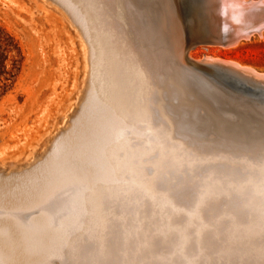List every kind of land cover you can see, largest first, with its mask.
Returning <instances> with one entry per match:
<instances>
[{"label":"rangeland","instance_id":"1","mask_svg":"<svg viewBox=\"0 0 264 264\" xmlns=\"http://www.w3.org/2000/svg\"><path fill=\"white\" fill-rule=\"evenodd\" d=\"M173 2L162 0L160 6L172 13L176 8L179 18ZM212 4L208 0L209 8ZM152 9L146 0H0V175L8 177L13 169L21 175L44 164L0 194V214L6 210L23 225L19 230L14 220L1 225L3 240L11 244L0 247V264H264V104L218 93L188 73L184 50L168 26L175 16L168 12L166 24L159 26ZM110 35L124 38L127 57L108 48ZM193 55L233 60L262 74L264 36L256 34L231 49L198 46ZM142 74L156 91L150 101H145ZM180 80L193 84V91L182 94ZM198 100L204 104L194 116L190 106ZM201 143L224 153L230 163L204 160Z\"/></svg>","mask_w":264,"mask_h":264},{"label":"bare ground","instance_id":"2","mask_svg":"<svg viewBox=\"0 0 264 264\" xmlns=\"http://www.w3.org/2000/svg\"><path fill=\"white\" fill-rule=\"evenodd\" d=\"M62 1V0H61ZM164 1H166V0H164ZM169 1V0H168ZM172 0H170V2H171ZM175 2H173L174 4H175V7H176V5H177V7H178V12H179V18H180V20H179V18H178V14H177V11L173 8V13L171 12V11H165L164 9H162L161 8V4H162V0H153V1H151V0H149V1H147L146 0V2L147 3H149L150 5H153L154 6V9H152L153 10V12H154V16H155V14H157L158 16H161V17H163V19H164V21H167L166 20V18L167 17H169L168 16V12H169V15H170V12H171V14H173L175 17H174V19L172 20V18H171V20H172V23L170 24V23H167V24H170V25H168L169 27L171 26V28H170V32L171 33H173L174 32V35H175V37H174V35H172L173 36V40H175L176 42H178V44L179 45H181L182 46V49L184 50V57H183V66H184V69L188 72V73H190L191 75H193L195 78H198L199 80H202L203 82H205V83H207L210 87H211V90L212 89H214L216 92H218V93H220L221 91L223 92V93H225V94H230V95H232V96H234V94H235V96L234 97H239L241 100H243V101H246V102H248V103H250V104H252V105H255V103H261V102H258V101H256V100H253V99H250V98H248V97H244L243 95H239V94H237V93H234V92H232V91H230L229 89H227L225 86H222L221 84H219L220 82L219 81H217L215 78H213V76H207L206 74H204V72H201L200 70H198L197 68H195L193 65H191L189 62H188V58L190 59V60H192L193 62H199V63H202V64H205V65H207V66H228L229 68H232V70H234V71H237V72H239L240 74H242V75H244V76H246V77H249V78H253L254 80H256V81H258V82H263L264 83V73H262V74H259V73H257L256 72V70L255 69H253V68H251V67H247V66H245V65H242L241 63H239V62H236V61H233V60H225V59H221V58H211V57H207V55H206V57L204 58V59H198V58H196L194 55H193V52L195 51V48H197V47H195L194 48V51H193V48H192V50H188L187 49V44H188V42H189V40H190V35H191V28H189V26H188V24L186 25V22H185V18L183 17V14H182V12H184V1L185 0H174ZM210 1H213V4H212V6H210L211 8H209V6H208V0H207V2L205 3L207 6H206V10H207V13L209 14V17L211 18V20H212V23H211V30H212V36H213V41H211V42H209L208 44H206V45H200V47L201 46H203V47H209V46H215V47H221V48H224V49H231V48H235V47H237L240 43H241V41L240 40H238L235 44H233V45H225V44H223L222 43V41H221V39H222V37L224 38V36H226V35H233V36H235V38H239V39H242L241 37H247V38H244V40H249L250 38H252V37H254L256 34H258L259 36H261V38H262V36H264V3H262V1L261 2H254L253 0H210ZM56 2V1H55ZM215 2V3H214ZM132 3V2H131ZM56 4V3H55ZM122 4V3H121ZM137 5H140V3L139 4H137ZM155 5H157V6H159L158 7V9L156 8V6ZM173 4L171 3V6H172ZM66 6V5H65ZM109 6V5H108ZM113 7H114V5H113ZM112 7V8H113ZM140 7V6H139ZM167 7V6H166ZM65 8V7H64ZM123 8V7H122ZM138 8V7H137ZM137 8H135L134 7V9H137ZM109 9H110V7H109ZM108 9V10H109ZM150 9V8H149ZM167 9V8H166ZM128 10V9H127ZM140 10V9H139ZM151 10V11H152ZM150 11V10H149ZM102 12V11H101ZM137 12H138V10H137ZM123 13V12H122ZM121 13V14H122ZM141 13H143L142 11H141ZM140 13V14H141ZM147 13V12H146ZM146 13H145V15H146ZM151 13V12H150ZM118 14V13H117ZM134 14V13H133ZM67 15H69V14H67ZM76 15V14H75ZM104 15V14H103ZM145 15H143V16H145ZM156 15V16H157ZM158 16L156 17L157 19H158ZM69 17V16H68ZM118 18L120 17V15L119 16H117ZM149 17V16H148ZM74 18V17H73ZM114 18H116V17H114ZM117 18V20H119ZM123 18V17H122ZM133 18V17H132ZM108 19V18H107ZM112 19V18H111ZM76 20V19H75ZM113 20V19H112ZM130 20V19H129ZM148 20H149V18H148ZM132 21H134V20H132ZM145 21V20H144ZM181 21V22H180ZM96 22V21H95ZM125 22H127V21H125ZM169 22V21H168ZM75 23V22H74ZM181 23V24H180ZM152 24V23H151ZM164 24V23H163ZM166 24V23H165ZM117 25V24H116ZM181 25H182V27H183V31H182V27H181ZM107 26V25H106ZM75 27V26H74ZM104 28V27H103ZM107 28V27H106ZM179 28L181 29V30H179ZM109 29V28H108ZM115 29V28H114ZM174 29V31H172ZM224 29V30H223ZM84 30V29H83ZM115 30H117V29H115ZM153 30H154V28H153ZM80 31V30H79ZM179 31H182V33H180ZM107 32V31H106ZM114 32H116V31H114ZM113 32V33H114ZM146 32V31H145ZM80 33V32H79ZM108 33V32H107ZM117 33H119V32H117ZM110 33H108V35H109ZM115 34V33H114ZM130 34V33H129ZM87 35V34H86ZM106 35V34H105ZM184 36V37H183ZM90 37H91V48H94V46H95V42H94V40H93V38H92V35H90ZM170 37V36H169ZM88 38V37H87ZM98 38H100V37H98ZM136 38V37H135ZM135 38H133V39H135ZM164 38V37H163ZM181 38H183L182 39V43H181ZM88 39H90V38H88ZM124 39V38H123ZM123 39H121V38H119V37H116V36H112V35H110L109 37H108V43L107 42H105L104 41V43H107V45H110L108 48L109 49H111L112 51H117L120 55H123V57L126 55V57H127V50H126V44H125V42H124V40ZM186 39V42H184V40ZM171 40V39H170ZM89 41V40H88ZM243 41V40H242ZM142 42V41H141ZM152 42H153V40H152ZM171 42V41H170ZM175 42V43H176ZM155 43V42H154ZM155 44H157V43H155ZM155 44H154V46H155ZM172 44V43H171ZM142 46V45H141ZM130 47H132V46H130ZM156 47V46H155ZM172 47V46H171ZM99 48V47H98ZM157 48V47H156ZM159 48H161V47H159ZM158 49V48H157ZM162 49V48H161ZM171 49H173V48H171ZM90 50V49H89ZM160 50V49H159ZM168 50V49H167ZM196 50H198V49H196ZM97 51V50H96ZM99 51V50H98ZM106 52H109L108 50L106 51ZM168 52V51H167ZM161 53V52H160ZM171 53V52H170ZM112 54H114L113 52H112ZM110 55V54H109ZM163 55V54H162ZM171 55V54H170ZM169 55V56H170ZM112 56H115V55H112ZM155 56V55H154ZM153 56V57H154ZM172 56V55H171ZM181 56V55H180ZM145 58V57H144ZM170 58V57H169ZM113 59V58H112ZM111 59V60H112ZM124 59V58H123ZM150 59V58H149ZM90 60V59H89ZM110 60V59H109ZM115 59H113V62H115L114 61ZM122 60V59H121ZM132 60V59H131ZM135 60H136V58H135ZM148 60V59H147ZM180 60V59H179ZM120 61V60H119ZM133 62H136V61H134V60H132ZM174 61V60H173ZM181 61V60H180ZM92 62H93V64L95 65V68L97 67V65H98V62H96V60H92ZM118 62V61H117ZM118 63H120V62H118ZM117 63V64H118ZM142 63V62H141ZM174 63H176V62H174ZM137 64V63H136ZM133 65H135L134 63H133ZM161 65V64H160ZM124 66V65H123ZM128 65H126V67H127ZM112 67V66H111ZM122 67V66H121ZM135 67V66H134ZM137 67V66H136ZM162 67V66H161ZM171 67V66H170ZM169 67V68H170ZM175 67V66H174ZM91 68V67H90ZM105 68V67H104ZM118 68V67H117ZM162 68H165L164 66L162 67ZM162 68H160V69H162ZM168 68V67H167ZM128 69V68H127ZM156 69V68H155ZM158 69V68H157ZM180 69V68H179ZM183 69V68H182ZM96 70H97V68H96ZM106 70V69H105ZM111 70H113V67H112V69ZM110 70V71H111ZM134 70V69H133ZM159 70V69H158ZM157 70V71H158ZM165 70H167V69H165ZM116 71V70H115ZM117 71H119L120 72V70H117ZM156 71V72H157ZM136 72V71H135ZM134 72V73H135ZM144 72V71H143ZM165 72V71H164ZM167 72V71H166ZM133 73V74H134ZM138 73V72H137ZM184 73V72H183ZM112 74V73H111ZM113 74H115V73H113ZM130 74V73H129ZM189 74V75H190ZM117 75V74H116ZM113 76H115V75H113ZM123 76V75H122ZM124 76H125V74H124ZM168 76H170V75H168ZM119 77V76H118ZM127 77V76H126ZM126 77H125V80H126ZM132 77V76H131ZM116 78V77H115ZM128 78H129V75H128ZM139 76H138V80H139ZM142 78H143V85L145 86V90L146 91H148V97L146 98V100L145 101H150L151 99H153V96H154V92H156V91H154L155 89H153V87L152 86H150L149 84H147V82H146V79H144L145 78V76L142 74ZM147 78V77H146ZM169 78V77H168ZM209 78L210 79H212L213 81H211V80H209ZM92 79V78H91ZM124 79V78H123ZM174 79V78H173ZM172 79V80H173ZM120 80V79H119ZM119 80L117 81V80H113V81H117V82H119ZM121 80H122V78H121ZM134 80V79H133ZM168 80V79H167ZM253 80V81H254ZM110 81V80H109ZM137 81V80H136ZM176 81V80H175ZM126 82V81H125ZM139 82V83H140ZM197 82V81H196ZM90 83V82H89ZM133 83H134V81H133ZM156 83V82H155ZM202 83V82H201ZM215 83V84H214ZM128 84V83H127ZM117 85V84H116ZM126 85V84H125ZM139 85V84H138ZM137 85V86H138ZM143 85H142V87H143ZM177 85H178V88H179V91L182 93V94H189V93H191L192 91H193V84H191V83H189L188 81H184V80H180V81H178V83H177ZM90 86H91V88H92V85L90 84ZM119 86V85H118ZM122 86H123V84H122ZM201 86V85H200ZM207 86V85H206ZM114 87V86H113ZM132 87V86H131ZM131 87H129L130 89H131ZM208 87V86H207ZM116 88H117V86H116ZM123 88V87H122ZM127 88V86L125 87V89ZM138 88V87H137ZM140 88H141V84H140ZM174 88V87H173ZM203 88V87H202ZM206 88V87H205ZM124 89V88H123ZM128 89V88H127ZM135 89V88H134ZM143 88H141V90H142ZM194 89H196V87L194 86ZM131 90H133V89H131ZM178 90V89H177ZM197 90H201V89H198L197 88ZM124 91V90H123ZM208 91V90H207ZM117 93L119 92V91H116ZM121 92H122V89H121ZM126 92V91H125ZM158 92V91H157ZM213 92V91H212ZM106 93V92H105ZM127 93H129V92H127ZM131 93H132V91H131ZM135 93H137V92H135ZM134 93V94H135ZM210 93V92H209ZM214 94H215V92H213ZM126 94V93H125ZM124 94V95H125ZM139 94V93H138ZM142 94V93H141ZM181 94V95H182ZM85 95H86V92H85ZM117 95V94H116ZM123 95V96H124ZM133 95V94H132ZM132 95H130V96H132ZM160 95V94H159ZM191 95V94H190ZM98 96V95H97ZM129 96V95H128ZM145 96V94L142 96V97H144ZM170 96H172V95H170ZM170 96H169V98H170ZM178 96V95H177ZM207 96V95H206ZM209 96H211V94H209ZM120 97V96H119ZM173 97V96H172ZM185 97V96H184ZM83 97H80V100L82 99ZM107 98V97H106ZM117 98H118V96H117ZM121 98V97H120ZM126 98H127V96H126ZM134 98V97H133ZM163 98V97H162ZM178 98V97H177ZM84 99V98H83ZM116 99V98H115ZM122 99V98H121ZM129 99V98H128ZM135 99H136V96H135ZM167 99V98H166ZM216 99V98H215ZM124 100V99H123ZM168 100V99H167ZM217 100V99H216ZM215 100V101H216ZM97 101V100H96ZM135 101V100H134ZM144 101V102H145ZM211 101H213V100H211ZM218 101V100H217ZM83 102V101H82ZM117 102H120V101H117ZM122 102V101H121ZM137 102V101H136ZM175 102H177V101H175ZM123 103V102H122ZM152 103V102H151ZM185 103V102H184ZM236 103H237V101H236ZM118 104V103H117ZM149 104V103H148ZM202 104H204L201 100H198L195 104H191V106H190V111H191V113L192 114H194V116L196 115L195 113V111H196V109L199 107V106H201ZM230 104V103H229ZM261 104H264V103H261ZM145 105V104H144ZM215 105V104H214ZM80 106V105H79ZM122 106V105H121ZM154 106V105H153ZM185 106V105H184ZM218 106V105H217ZM231 106V105H230ZM244 106V105H243ZM119 107H120V105H119ZM160 107H162V105L160 106ZM164 107V106H163ZM211 107V106H210ZM222 107V106H221ZM239 107H240V105H239ZM241 108V107H240ZM257 108V107H256ZM141 109V108H140ZM145 109H146V107H145ZM220 109V108H219ZM242 109V108H241ZM141 110H143V109H141ZM148 110V109H147ZM201 110V109H200ZM76 111V110H75ZM156 111V110H155ZM168 111V110H167ZM185 111V110H184ZM222 111V110H221ZM220 111V112H221ZM74 112V111H73ZM139 112H141V111H139ZM164 112V111H163ZM216 112V111H215ZM98 113V112H97ZM125 113V112H124ZM148 113V112H147ZM178 113V112H177ZM190 113V112H189ZM211 113H212V111H211ZM221 113H223V112H221ZM241 113V112H240ZM77 114V113H76ZM107 114V113H106ZM141 114V113H140ZM173 115V114H172ZM220 115V114H219ZM143 116V115H142ZM192 116V115H191ZM204 116V115H203ZM221 116V115H220ZM135 117V116H134ZM147 117V116H146ZM193 117V116H192ZM222 117V116H221ZM249 117V116H248ZM75 118V117H74ZM113 118V117H112ZM190 118V117H189ZM197 118V117H196ZM145 119V118H144ZM171 119V118H170ZM150 120V119H149ZM159 120V119H158ZM205 120H207V119H205ZM113 121V120H112ZM139 121V120H138ZM141 121V120H140ZM144 121V120H143ZM190 121V120H189ZM196 121H198L197 119H196ZM244 121V120H243ZM248 121V120H247ZM145 122V121H144ZM167 122V121H166ZM194 122V121H193ZM245 122V121H244ZM151 123V122H150ZM169 123V122H168ZM175 123V122H174ZM177 123V122H176ZM228 123V122H227ZM249 123V122H248ZM248 123H246V124H248ZM66 124H68V122L66 123ZM90 124V123H89ZM145 124V123H144ZM146 124H148V123H146ZM178 124V123H177ZM180 124V123H179ZM196 124V123H195ZM203 124V123H202ZM212 124V123H211ZM223 124V123H222ZM70 125V124H69ZM83 125V124H82ZM140 125V124H139ZM198 125V124H197ZM197 125H195L194 127L196 128V126ZM149 126V125H148ZM170 126H171V124H170ZM169 126V127H170ZM199 126V125H198ZM205 126V125H204ZM221 126V125H220ZM242 126V125H241ZM264 126V125H263ZM262 126V127H263ZM71 127V126H70ZM141 127V126H140ZM150 127V126H149ZM159 127V126H158ZM155 128V127H154ZM204 128V127H203ZM206 128H207V126H206ZM251 128V127H250ZM142 129V128H141ZM156 129V128H155ZM170 129H172L171 127H170ZM231 129V128H230ZM138 130V129H137ZM236 130V129H235ZM190 131V130H189ZM202 131V130H201ZM206 131V130H205ZM241 131V130H240ZM244 131H245V129H244ZM161 132V131H160ZM166 132V131H165ZM198 132V131H197ZM196 132V133H197ZM207 132V131H206ZM224 132V131H223ZM66 133V132H65ZM71 133V132H70ZM147 133H148V131H147ZM156 133V132H155ZM182 133V132H181ZM195 133V134H196ZM68 134V133H67ZM136 134V133H135ZM203 134V133H202ZM213 134V133H212ZM228 134V133H227ZM240 134V133H239ZM244 134V133H243ZM117 135V134H116ZM143 135V134H142ZM165 135V134H164ZM214 135V134H213ZM233 135V134H232ZM245 135V134H244ZM72 136V135H71ZM143 137V136H142ZM141 137V138H142ZM163 137V136H162ZM179 137V136H178ZM199 137V136H198ZM206 137V136H205ZM247 137V136H246ZM70 138V137H69ZM74 138V137H73ZM130 138V137H129ZM153 138H156V137H153ZM239 138V136L237 135V139ZM250 138V137H249ZM136 139H138V138H136ZM151 139V138H150ZM166 139V138H165ZM71 140V139H70ZM96 140V139H95ZM99 140V139H98ZM145 140V139H144ZM157 140V139H156ZM174 140H175V138H174ZM208 140V139H207ZM239 140V139H238ZM248 140V139H247ZM100 141V140H99ZM246 141V140H245ZM101 142V141H100ZM169 142V141H168ZM204 142V141H203ZM208 142H209V140H208ZM249 142V141H248ZM70 143H71V141H70ZM112 143V142H111ZM154 143V142H153ZM159 143V142H158ZM167 142H165V144H166ZM207 143V142H206ZM93 144V143H92ZM164 144V145H165ZM182 144V143H181ZM260 144V143H259ZM136 145V144H135ZM141 145H143V144H141ZM172 145V144H171ZM194 145V144H193ZM95 146V145H94ZM169 146V145H168ZM225 146V145H224ZM223 146V147H224ZM249 146V145H248ZM200 147H201V149L205 152V154L203 155V157H204V160H206L205 159V157H208V156H210V159H212V160H214V161H218V162H222V161H224V162H229L231 159L229 158V157H227L226 155H224V153H222V154H219L220 152H214V151H216L215 150V148L213 147V146H211V145H205V144H200ZM227 147V146H226ZM225 147V148H226ZM57 148V147H56ZM73 148V147H72ZM75 148V147H74ZM140 148V147H139ZM146 148V147H145ZM156 148H157V146H156ZM175 148V147H174ZM173 148V149H174ZM196 148H197V146H196ZM228 148V147H227ZM245 148H246V145H245ZM53 149V148H52ZM105 149V148H104ZM149 149H151V148H149ZM153 149H155V147L153 148ZM152 149V150H153ZM162 149V148H161ZM165 148H163V150H164ZM249 149V148H248ZM47 150V149H46ZM71 150V149H70ZM69 150V151H70ZM74 150V149H73ZM126 150V149H125ZM160 150V149H159ZM253 150V149H252ZM118 151V150H117ZM141 151H142V149H141ZM162 151V150H161ZM167 151V150H166ZM171 151H172V149H171ZM179 151V150H178ZM199 151H200V149H199ZM202 151V152H203ZM219 151V150H218ZM78 152V151H77ZM144 152H145V150H144ZM150 152V151H149ZM148 152V153H149ZM164 152V151H163ZM211 152H212V154H211ZM72 153V152H71ZM71 153H69V154H71ZM135 153V152H134ZM157 153V152H156ZM200 153H201V151H200ZM129 154H130V152H129ZM132 154V153H131ZM140 154V153H139ZM143 154V153H142ZM145 154V153H144ZM147 154V153H146ZM151 154H153V153H151ZM179 154V153H178ZM191 154H192V152H191ZM44 155V154H43ZM47 155V154H46ZM198 155V154H197ZM145 156V155H144ZM160 156V155H159ZM162 156V155H161ZM185 156V155H184ZM196 156V155H195ZM69 157V156H68ZM135 157V156H134ZM133 157V158H134ZM140 157H141V155H140ZM166 157H167V155H166ZM165 157V158H166ZM187 157V156H186ZM189 157H191L190 155H189ZM197 157V156H196ZM243 157V156H242ZM248 157V156H247ZM264 157V156H263ZM71 157H69V159H70ZM74 158V157H73ZM132 158V157H131ZM137 158V157H136ZM135 158V159H136ZM139 158V157H138ZM163 158H164V156H163ZM178 158V157H177ZM246 158V157H245ZM249 158V157H248ZM251 158H253V157H251L250 156V158H249V160L251 159ZM76 159V158H75ZM74 159V160H75ZM152 159V158H151ZM244 159V158H243ZM52 160V159H51ZM71 160H72V158H71ZM73 160V161H74ZM156 160V159H155ZM154 160V161H155ZM173 160V159H172ZM175 160V159H174ZM177 160V159H176ZM181 160V159H180ZM196 160V159H195ZM248 160V159H247ZM58 161V160H57ZM66 161V160H65ZM72 161V162H73ZM129 161V160H128ZM143 161V160H142ZM152 161V160H151ZM67 162V161H66ZM132 162V161H131ZM134 162V161H133ZM140 162V161H139ZM139 162H138V165L139 166H141L140 164H139ZM158 162H159V160H158ZM162 162V161H161ZM235 162V161H234ZM243 162V161H242ZM251 162V161H250ZM254 162V161H253ZM33 163V162H32ZM47 163V162H46ZM45 163V164H46ZM74 163V162H73ZM123 163V162H122ZM121 163V164H122ZM135 163V162H134ZM145 163V162H144ZM185 163V162H184ZM230 163V162H229ZM55 164V163H54ZM131 164V163H130ZM147 164H148V162H147ZM150 164V163H149ZM157 164V163H156ZM162 164H163V162H162ZM177 164H179V163H177ZM182 164H183V162H182ZM247 164V163H246ZM43 165L44 164H40V165H38L36 168H33L31 171H29V172H25L24 174H21V175H19V174H15L16 173V169H13L12 171H11V173H9V175H8V177H6L5 175L4 176H1L0 175V194H1V192H7V191H10L11 189V187L13 186V184H15V183H19V181H21L22 179H24V178H26V177H28V176H32L37 170H39V169H41L42 167H43ZM199 165V164H198ZM203 165V164H202ZM205 165V164H204ZM241 165V164H240ZM249 165V164H248ZM256 165V164H255ZM49 166V165H48ZM50 166H52V164H50ZM124 166H126V165H124ZM133 166H134V164H133ZM143 166H146V165H143ZM152 166V165H151ZM154 166V165H153ZM186 166V165H185ZM196 166V165H195ZM69 167V166H68ZM156 167V166H155ZM158 167V166H157ZM160 167V166H159ZM202 167V166H201ZM201 167H199V168H201ZM50 168V167H49ZM87 168V167H86ZM85 168V169H86ZM122 168V167H121ZM165 168V167H164ZM177 168V167H176ZM186 168H188L187 166H186ZM245 168V167H244ZM29 169V168H28ZM28 169H26V170H28ZM132 169V168H131ZM134 169V168H133ZM152 169V168H151ZM183 169V168H182ZM252 169V168H251ZM139 170V169H138ZM143 170V169H142ZM161 170V169H160ZM164 170V169H163ZM166 170H168V169H166ZM162 171V170H161ZM180 171V170H179ZM108 172V171H107ZM114 172V171H113ZM123 172V171H122ZM172 172V171H171ZM196 173L195 174H197V171H195ZM213 172V171H212ZM13 173H14V175H13ZM18 173V172H17ZM64 173V172H63ZM222 173V172H221ZM233 173V172H232ZM116 174V173H115ZM118 174V173H117ZM125 173H123V175H124ZM132 174H135V173H132ZM177 174V173H176ZM226 174V173H225ZM121 175V174H120ZM137 175H138V173H137ZM139 175H141V174H139ZM161 175V174H160ZM254 175V174H253ZM42 176V175H41ZM66 176H67V174H66ZM72 176V175H71ZM108 176V175H107ZM111 176V175H110ZM117 176V175H116ZM148 176V175H147ZM199 176V175H198ZM207 176V175H206ZM212 176V175H211ZM218 176V175H217ZM84 177H86V176H84ZM131 177V176H130ZM138 178H139V176H137ZM152 177V176H151ZM155 177V176H154ZM40 178V177H39ZM38 178V179H39ZM76 178V177H75ZM91 178V177H90ZM93 178V177H92ZM112 178V177H111ZM124 178V177H123ZM126 178H128V177H126ZM141 178V177H140ZM139 178V179H140ZM149 178V177H148ZM215 178V177H214ZM251 178V177H250ZM130 179V178H129ZM132 179H133V177H132ZM228 179V178H227ZM122 180H124V179H122ZM212 180V179H211ZM220 180V179H219ZM240 180V179H239ZM87 181V180H86ZM108 181V180H107ZM139 181V180H138ZM142 181V179L140 180V182ZM51 182V181H50ZM60 182H61V180H60ZM70 182V181H69ZM68 182V183H69ZM79 182V181H78ZM137 182V181H136ZM140 182H138V183H140ZM143 182V181H142ZM213 182V181H212ZM220 182V181H219ZM240 182V181H239ZM61 183H63V182H61ZM108 183V182H107ZM117 183V182H116ZM125 183V182H124ZM123 183V184H124ZM203 183V182H202ZM209 183V182H208ZM248 183V182H247ZM259 183V182H258ZM66 184V183H65ZM74 184V183H73ZM76 184V183H75ZM100 184V183H99ZM109 184H112V183H109ZM135 184V183H134ZM147 184H149V183H147ZM210 184H211V182H210ZM232 184V183H231ZM50 185V184H49ZM62 185V184H61ZM69 185V184H68ZM113 185V184H112ZM125 185V184H124ZM123 185V186H124ZM205 185V184H204ZM239 185V184H238ZM252 185V184H251ZM53 186V185H52ZM100 186V185H99ZM108 186V185H107ZM139 186H140V184H139ZM141 186H143V184L141 185ZM149 186V185H148ZM152 186V184L150 185V187ZM60 187V186H59ZM81 187H82V185H81ZM97 187V186H96ZM112 187V186H111ZM113 187H114V185H113ZM129 187V186H128ZM131 187V186H130ZM134 187V186H133ZM145 187H147V186H144V187H141V188H145ZM204 187V186H203ZM212 187V186H211ZM210 187V188H211ZM228 187V186H227ZM235 187V186H234ZM32 188V187H31ZM137 188V187H136ZM148 188V187H147ZM213 188V187H212ZM219 188V187H218ZM238 188V187H237ZM69 189V188H68ZM78 189V188H77ZM103 189V188H102ZM109 189V188H108ZM140 189V188H139ZM214 189V188H213ZM239 189V188H238ZM141 190H143L144 191V189H141ZM149 190H151V189H149ZM155 189H153V191H154ZM201 190V189H200ZM208 190V189H207ZM206 190V191H207ZM224 190V189H223ZM49 191V190H48ZM62 191V190H61ZM68 191V190H67ZM72 191V190H71ZM99 191V190H98ZM104 191V190H103ZM113 191V190H112ZM129 191V190H128ZM153 191H151V192H148V193H151L152 194V192ZM156 191V190H155ZM225 191H226V189H225ZM51 192V191H50ZM116 192V191H115ZM122 192V191H121ZM123 192H124V190H123ZM123 192H122V194H123ZM136 192V191H135ZM140 192V191H139ZM145 192V191H144ZM157 192V191H156ZM209 192V191H208ZM213 192V191H212ZM32 193V192H31ZM119 194H121L120 192H118ZM131 193V192H130ZM134 193V192H133ZM11 194V193H10ZM10 194H9V196H10ZM24 194V193H23ZM27 194H28V191H27ZM50 194V193H49ZM81 194V193H80ZM100 194H103L102 192L100 193ZM83 195H85V194H83ZM126 195V194H125ZM124 195V196H125ZM144 195V194H143ZM146 195V194H145ZM231 195V194H230ZM260 195V194H259ZM1 196V195H0ZM6 196H8V195H6ZM70 196H71V194H70ZM128 196V195H127ZM134 196H135V194H134ZM153 196H155V195H153ZM203 197H204V195H202ZM207 196V195H206ZM238 196V195H237ZM248 196V195H247ZM21 197V196H20ZM47 197H48V195H47ZM85 197V196H84ZM88 197H89V195H88ZM111 197V196H110ZM118 197V196H117ZM147 197V196H146ZM156 197V196H155ZM154 197V198H155ZM208 198H209V196H207ZM212 197H213V195H212ZM218 197V196H217ZM95 198V197H94ZM111 198H113V197H111ZM141 199H142V197H140ZM153 198V197H152ZM205 198V197H204ZM214 198V197H213ZM30 199V198H29ZM38 199V198H37ZM124 199V198H123ZM128 199V198H127ZM133 199V198H132ZM145 199V198H144ZM156 199V198H155ZM155 199H153V200H155ZM159 199V198H158ZM6 200L7 201H9V199H7L6 198ZM95 200V199H94ZM198 200V199H197ZM208 200H211V198L210 199H208ZM2 201V200H1ZM37 201V200H36ZM100 201H102V200H100ZM123 201V200H122ZM125 201H126V199H125ZM150 201V200H149ZM6 202V201H5ZM5 202H3V204L5 203ZM129 202V201H128ZM140 202V201H139ZM142 202V201H141ZM200 202V201H199ZM10 203V202H9ZM8 203V204H9ZM31 203H33V202H31ZM70 203V202H69ZM94 203V202H93ZM97 203V202H96ZM151 203V202H150ZM153 203V202H152ZM157 203V202H156ZM35 204V203H34ZM33 204V205H34ZM36 204H37V202H36ZM76 204V203H75ZM74 204V205H75ZM98 204V203H97ZM201 204V203H200ZM22 205V204H21ZM51 205V204H50ZM71 205V204H70ZM84 205V204H83ZM100 205V204H99ZM108 205V204H107ZM112 205V204H111ZM159 205V204H158ZM157 205V206H158ZM195 205L197 206V203H195ZM1 206V205H0ZM2 206H4V205H2ZM17 206V205H16ZM32 206V205H31ZM46 206V205H45ZM115 206V205H114ZM125 206V205H124ZM128 206V205H127ZM140 206V205H139ZM195 206V207H196ZM5 207H6V205H5ZM88 207V206H87ZM102 207V206H101ZM194 207V206H193ZM104 208V207H103ZM117 208V207H116ZM134 208H135V206H134ZM138 208V207H137ZM164 208H166V206L164 207ZM175 208V207H174ZM200 208V207H199ZM5 209V208H4ZM177 209V208H176ZM192 209H195V208H192ZM205 209V208H204ZM25 210V209H24ZM46 210V209H45ZM58 210H60V209H58ZM71 210V209H70ZM81 210H82V207H81ZM106 210H108V209H106ZM127 210H128V208H127ZM183 210V209H182ZM13 211V210H12ZM44 211V210H43ZM89 211V210H88ZM87 211V212H88ZM92 211H94L93 209H92ZM96 211V210H95ZM178 211V210H177ZM16 212H19V211H16ZM40 212V211H39ZM74 212V211H73ZM97 212V211H96ZM98 212H101V211H98ZM111 212V211H110ZM117 212V211H116ZM119 212V211H118ZM122 212V211H121ZM124 212V211H123ZM164 212V211H163ZM172 213V212H171ZM181 213V212H180ZM183 213H185V212H183ZM186 213H187V211H186ZM30 214V213H29ZM102 214V213H101ZM106 213H104L103 215H105ZM108 214H109V212H108ZM84 215V214H83ZM91 215V214H90ZM96 215V214H95ZM107 215V214H106ZM188 215V214H187ZM192 215V214H191ZM194 215V214H193ZM24 216V215H23ZM22 216V217H23ZM44 216V215H43ZM48 216H49V214H48ZM75 216V215H74ZM181 216V215H180ZM196 216V215H195ZM85 217V216H84ZM83 217V218H84ZM88 217V216H87ZM97 217V216H96ZM100 217V216H99ZM123 217V216H122ZM167 217V216H166ZM170 217V216H169ZM189 217V216H188ZM198 217V216H197ZM20 218V217H19ZM18 217H16V216H14L12 213H10V212H8V211H4V212H2L1 214H0V247H7V246H9L8 245V242L6 241V240H3V238L5 237V233H6V231H5V229L2 227L3 226V224L4 223H6V222H10L9 224H11L12 223V220H14L13 221V223H15V225L17 226V230H19L20 229V227L21 226H23L22 224H21V222L19 221L20 219H19ZM72 218V217H71ZM115 218V217H114ZM189 218H191V217H189ZM24 219H25V217H24ZM109 219V218H108ZM194 219H196V218H194ZM42 219L40 218V219H33V220H31V221H29L28 222V225L29 226H33L34 224H38L40 221H41ZM45 220V219H44ZM78 220V219H77ZM100 220V219H99ZM110 220V219H109ZM117 220V219H116ZM122 220V219H121ZM166 220V219H165ZM90 221V220H89ZM97 221V220H96ZM134 221V220H133ZM168 221V220H167ZM120 222V221H119ZM165 222V221H164ZM169 222V221H168ZM193 222V221H192ZM207 222V221H206ZM70 223V222H69ZM90 223H91V221H90ZM103 223V222H102ZM198 223V222H197ZM209 223V222H208ZM8 224V225H9ZM123 224V223H122ZM187 224H189V223H187ZM194 224H195V222H194ZM224 224V223H223ZM238 224V223H237ZM2 225V226H1ZM14 225V224H13ZM87 225V224H86ZM118 225V224H117ZM135 225V224H134ZM168 225H170V224H168ZM185 225V224H184ZM196 225V224H195ZM200 225V224H199ZM199 225H198V227H199ZM209 225H211L210 223H209ZM234 225V224H233ZM10 227L12 226V225H9ZM72 226V225H71ZM90 226V225H89ZM99 226H100V224H99ZM112 226V225H111ZM116 226V225H115ZM186 226V225H185ZM193 226V225H192ZM202 226H203V224H202ZM207 226V225H206ZM214 226V225H213ZM5 227V226H4ZM10 227H8V228H10ZM102 227H104V226H102ZM164 227V226H163ZM169 227V226H168ZM205 226H203V228H204ZM6 228V227H5ZM34 228H35V226H34ZM79 228H81V227H79ZM110 228V227H109ZM120 228V227H119ZM125 228V227H124ZM149 228V227H148ZM175 228V227H174ZM211 228V227H210ZM261 228V227H260ZM33 229V228H32ZM143 229V228H142ZM171 229V228H170ZM176 229V228H175ZM185 229V228H184ZM188 229V228H187ZM191 229H195V228H191ZM197 229V228H196ZM207 229H209V228H207ZM213 229V228H212ZM30 230V229H29ZM35 230V229H34ZM33 230V231H34ZM74 230H76L75 228H74ZM164 230V229H163ZM183 230V229H182ZM204 230V229H203ZM210 230V229H209ZM26 231V230H25ZM31 231V230H30ZM32 231V232H33ZM38 230H36V232H37ZM78 231V230H77ZM136 231V230H135ZM149 231V230H148ZM153 231H154V229H153ZM160 231V230H159ZM161 231H162V229H161ZM165 231V230H164ZM177 231H178V229H177ZM186 231V230H185ZM234 232H235V230H233ZM8 232V231H7ZM15 232V231H14ZM20 232V231H19ZM18 232V233H19ZM47 232V231H46ZM46 232H44V233H46ZM87 232H88V230H87ZM140 232V231H139ZM163 232V231H162ZM168 232V231H167ZM193 232H195V230L193 231ZM196 232H198L199 233V229H198V231H196ZM206 232V231H205ZM30 233V232H29ZM43 233V234H44ZM93 234H94V232H92ZM104 233V232H103ZM114 233H116V232H114ZM171 233V232H170ZM180 233V232H179ZM183 233H185V232H183ZM201 233V232H200ZM209 233V232H208ZM207 233V234H208ZM236 233V232H235ZM243 233V232H242ZM254 233V232H253ZM34 234V233H33ZM38 234V233H37ZM36 234V235H37ZM41 234V233H40ZM195 234V233H194ZM203 234H205V233H203ZM11 235V234H10ZM17 236H18V234H16ZM15 235V236H16ZM46 235V234H45ZM66 235V234H65ZM81 235V234H80ZM178 235V234H177ZM186 235V234H185ZM245 235H247V234H245ZM34 236V235H33ZM38 236V235H37ZM42 236V235H41ZM49 236V235H48ZM53 236V235H52ZM51 236V237H52ZM60 236H61V234H60ZM77 236V235H76ZM91 236V235H90ZM90 236H89V238H90ZM95 236V235H94ZM103 236V235H102ZM179 237L181 236V235H178ZM229 236V235H228ZM237 236V235H236ZM255 236V235H254ZM258 236V235H257ZM46 237V236H45ZM45 237H44V239H45ZM63 237V236H62ZM79 237H81V236H79ZM104 237V236H103ZM128 237V236H127ZM136 237V236H135ZM12 238H14V237H12ZM48 238V237H47ZM54 238V237H53ZM60 238V237H59ZM67 238V237H66ZM105 238V237H104ZM185 238H186V236H185ZM188 238V237H187ZM193 238V237H192ZM257 238V237H256ZM11 239V238H10ZM15 239H17L16 237H15ZM14 239V240H15ZM18 239H22L21 237L20 238H18ZM49 239V238H48ZM72 239V238H71ZM74 239V238H73ZM78 239V238H77ZM133 239V238H132ZM180 239V238H179ZM205 239V238H204ZM232 239V238H231ZM247 239V238H246ZM8 240H9V238H8ZM80 240V239H79ZM98 240V239H97ZM96 240V241H97ZM141 240H142V238H141ZM234 240V239H233ZM13 241V240H12ZM40 241V240H39ZM44 241V240H43ZM53 241V240H52ZM56 241H57V239H56ZM76 241V240H75ZM112 241V240H111ZM147 241V240H146ZM189 241V240H188ZM105 242V241H104ZM237 242H239V241H237ZM54 243V242H53ZM71 243V242H70ZM77 243V242H76ZM95 243V242H94ZM101 243H102V241H101ZM181 243H183V241L181 242ZM188 243V242H187ZM199 243V242H198ZM243 243H244V241H243ZM246 243V242H245ZM32 244V243H31ZM34 244V243H33ZM84 244V243H83ZM115 244V243H114ZM147 244V243H146ZM21 245V244H20ZM25 245V244H24ZM69 245V244H68ZM76 245V244H75ZM93 245V244H92ZM143 245H145V244H143ZM55 246V245H54ZM61 246V245H60ZM85 246V245H84ZM118 246V245H117ZM116 246V247H117ZM147 246V245H146ZM263 246V245H262ZM17 247V246H16ZM52 247V246H51ZM76 247V246H75ZM104 247V246H103ZM39 248V247H38ZM68 248V247H67ZM66 248V249H67ZM113 248V247H112ZM111 248V249H112ZM134 248V247H133ZM144 248V247H143ZM198 248V247H197ZM69 249V248H68ZM200 249V248H199ZM2 250H4V249H2ZM8 250V249H7ZM27 250V249H26ZM30 250V249H29ZM115 250V249H114ZM140 250H141V248H140ZM10 251V250H9ZM55 251H56V249H55ZM71 251V250H70ZM81 251H83V250H81ZM124 251V250H123ZM184 251V250H183ZM226 251V250H225ZM74 252V251H73ZM99 252H102V251H99ZM210 252V251H209ZM2 253V252H1ZM5 253V252H4ZM27 253V252H26ZM25 253V254H26ZM77 253V252H76ZM128 253V252H127ZM49 254V253H48ZM63 254V253H62ZM82 254V253H81ZM87 254V253H86ZM99 254V253H98ZM140 254V253H139ZM189 254V253H188ZM259 254V253H258ZM23 255V254H22ZM28 255H29V253H28ZM31 255V254H30ZM37 255V254H36ZM59 255H61V254H59ZM71 255V254H70ZM79 255V254H78ZM78 255H76L77 257H78ZM85 255V254H84ZM128 255V254H127ZM201 255V254H200ZM11 256V255H10ZM15 256V255H14ZM46 256V255H45ZM56 256H58V254L56 255ZM66 256V255H65ZM9 257V256H8ZM21 257V256H20ZM30 257V256H29ZM49 257V256H48ZM87 257V256H86ZM104 257V256H103ZM102 257V258H103ZM4 258V257H3ZM26 258V257H25ZM31 258V257H30ZM47 258V257H46ZM59 258V257H58ZM76 258V257H75ZM81 258V257H80ZM15 259V258H14ZM23 259V258H22ZM83 259V258H82ZM116 259V258H115ZM114 259V260H115ZM10 260V259H9ZM20 260V259H19ZM36 260V259H35ZM117 260H119V259H117ZM144 259L142 258V261H143ZM23 261H25V259H23ZM28 261H29V259H28ZM77 261V260H76ZM80 261V260H79ZM140 261H141V259H140ZM141 261V262H142ZM173 261V260H172ZM21 262V261H20ZM26 262V261H25ZM62 262V261H61ZM65 262H67V261H65ZM81 262V261H80ZM85 262H87V261H85ZM117 262V261H116ZM10 263V262H9ZM33 263V262H32ZM35 263V262H34ZM44 263V262H43ZM42 263V264H43ZM77 263H78V261H77ZM192 263H194V262H192ZM11 264V263H10ZM44 264H51L49 261H46ZM74 264V263H73Z\"/></svg>","mask_w":264,"mask_h":264},{"label":"water","instance_id":"3","mask_svg":"<svg viewBox=\"0 0 264 264\" xmlns=\"http://www.w3.org/2000/svg\"><path fill=\"white\" fill-rule=\"evenodd\" d=\"M207 0H185L184 1V12H182L185 18L186 25L188 24L191 28V37L187 44V49L192 50L197 46L206 45L213 41L211 23L212 20L206 10ZM163 17H158V20L154 23L159 26H164ZM165 23V22H164ZM224 30V29H223ZM240 38V37H239ZM235 38L233 35H226L222 37L221 41L225 45H233L238 40L242 39ZM188 62L195 68L204 72L207 76H213L219 81L222 86H225L230 91L264 103V83L255 82L250 78L240 74L237 71L232 70L228 66H207L199 62H193L189 58Z\"/></svg>","mask_w":264,"mask_h":264}]
</instances>
